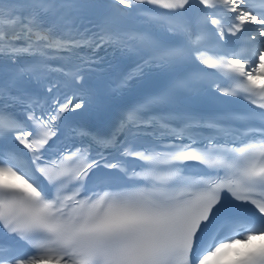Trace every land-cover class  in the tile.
<instances>
[{
  "label": "snow or ice",
  "instance_id": "6c2138e0",
  "mask_svg": "<svg viewBox=\"0 0 264 264\" xmlns=\"http://www.w3.org/2000/svg\"><path fill=\"white\" fill-rule=\"evenodd\" d=\"M264 0H0V264H264Z\"/></svg>",
  "mask_w": 264,
  "mask_h": 264
}]
</instances>
